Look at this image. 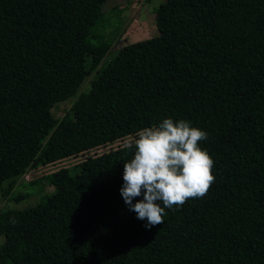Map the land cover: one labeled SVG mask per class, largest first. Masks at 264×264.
Returning <instances> with one entry per match:
<instances>
[{
	"label": "trees",
	"instance_id": "obj_1",
	"mask_svg": "<svg viewBox=\"0 0 264 264\" xmlns=\"http://www.w3.org/2000/svg\"><path fill=\"white\" fill-rule=\"evenodd\" d=\"M106 1L0 0V187L84 156L29 180L53 188L35 204L0 210V264H264V0H164L159 33L97 71ZM168 117L207 133L216 179L149 230L120 194L126 144Z\"/></svg>",
	"mask_w": 264,
	"mask_h": 264
},
{
	"label": "clouds",
	"instance_id": "obj_2",
	"mask_svg": "<svg viewBox=\"0 0 264 264\" xmlns=\"http://www.w3.org/2000/svg\"><path fill=\"white\" fill-rule=\"evenodd\" d=\"M205 139L207 133L191 121L168 117L140 129L127 142L134 154L124 162L120 194L136 218L147 221L146 229L163 224L166 209L208 193L216 178L214 160L200 146Z\"/></svg>",
	"mask_w": 264,
	"mask_h": 264
},
{
	"label": "rangeland",
	"instance_id": "obj_3",
	"mask_svg": "<svg viewBox=\"0 0 264 264\" xmlns=\"http://www.w3.org/2000/svg\"><path fill=\"white\" fill-rule=\"evenodd\" d=\"M164 0H107L103 6V24L96 32V37L92 41L94 44L102 42H110L111 48L109 53L105 56L102 62L96 68L100 71L106 61L124 44L150 38L159 33L156 25L155 9ZM117 7V9H113ZM101 14V15H102ZM95 70V71H96ZM95 71L87 78L81 87L85 90L88 87L89 80L95 75ZM70 108V103L59 102L54 105L49 113L54 118H61ZM127 139H122L110 143L106 146L99 147L89 151L87 154H100L106 152L110 148H116L124 144ZM84 156L79 155L72 158L64 159L55 164H40L38 169L28 170L18 178L15 179L14 185H9L7 182L0 187V210L6 208H23L35 204L44 194L52 192L53 188L46 185L47 183H38L35 186H29L28 182L31 179H36L44 172V174L59 170L61 168L67 169L70 174H75L78 170V165ZM47 190L44 189V186ZM27 186L30 191H27ZM28 193V196L20 200L14 199L13 192ZM3 237H0V242Z\"/></svg>",
	"mask_w": 264,
	"mask_h": 264
},
{
	"label": "crops",
	"instance_id": "obj_4",
	"mask_svg": "<svg viewBox=\"0 0 264 264\" xmlns=\"http://www.w3.org/2000/svg\"><path fill=\"white\" fill-rule=\"evenodd\" d=\"M26 196V195H25Z\"/></svg>",
	"mask_w": 264,
	"mask_h": 264
}]
</instances>
